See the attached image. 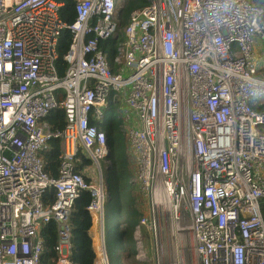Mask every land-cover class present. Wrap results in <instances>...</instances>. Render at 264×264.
<instances>
[{
	"label": "built area",
	"instance_id": "1",
	"mask_svg": "<svg viewBox=\"0 0 264 264\" xmlns=\"http://www.w3.org/2000/svg\"><path fill=\"white\" fill-rule=\"evenodd\" d=\"M73 1L68 23L64 0H0V264H44L49 222L52 264H74L70 215L80 190L91 196L93 264H109L99 164L109 154L100 126L109 98L125 106L142 211L135 259L264 264V57L254 51L263 9L252 0H145L122 27L111 67L100 43L118 34L121 1ZM59 108L64 123L53 128L46 117ZM55 138L62 154L53 178L42 152ZM80 157L90 172L77 169Z\"/></svg>",
	"mask_w": 264,
	"mask_h": 264
},
{
	"label": "trees",
	"instance_id": "2",
	"mask_svg": "<svg viewBox=\"0 0 264 264\" xmlns=\"http://www.w3.org/2000/svg\"><path fill=\"white\" fill-rule=\"evenodd\" d=\"M263 9L264 18V0H252ZM73 0H64L60 8L62 19L70 23L74 18ZM146 5L145 0H122L119 4L118 18L120 30L118 34L106 41H101L100 47L107 53L108 60L111 64L112 58L116 54V47L122 41V27L127 23L130 13L137 8ZM70 42V32L67 28L63 29L58 37L57 52L58 65L60 72L63 71L62 56L68 48ZM112 67V64H111ZM258 75L264 78V66L259 69ZM118 100L109 98L105 111L104 122L100 124L106 134L107 145L109 148L108 159L110 166L107 171L108 187V205L111 216L117 219V231L110 238L111 247L119 250V257L116 264H146L135 259V240L134 229L139 221L142 211L140 209L139 197L135 188L130 183L134 175V164L130 157V152L124 132L120 128V108ZM262 109L264 105L258 106ZM63 110L61 108L53 110L46 117V120L53 128H62ZM62 154L60 139H51L48 149L42 152V158L45 163V171L53 178L58 177V169ZM81 163L77 164V169L87 166L91 160L80 157ZM54 190L48 189L43 196V201L48 202L53 199ZM91 200L90 193L87 190H80L78 197L75 199L70 215L71 225V260L74 264H93L94 251L92 241L89 236L91 226V217L87 206ZM260 210L264 220V197L259 201ZM44 237V251L42 260L44 264H52L51 258L54 256L53 245L56 241L55 225L53 222L47 223L42 229ZM107 250V247H106Z\"/></svg>",
	"mask_w": 264,
	"mask_h": 264
},
{
	"label": "rangeland",
	"instance_id": "3",
	"mask_svg": "<svg viewBox=\"0 0 264 264\" xmlns=\"http://www.w3.org/2000/svg\"><path fill=\"white\" fill-rule=\"evenodd\" d=\"M122 0H119V2ZM119 9V6H118ZM118 14V13H117ZM122 103L119 102L118 103V107L121 105ZM121 109H120V113L119 116L121 115ZM120 128L122 130V122H121V118H120ZM109 159L107 157L101 158L99 159V164L100 167L102 169V175H103V185L104 188L106 186V179H107V171H108V166H109ZM91 166L89 164L87 172L91 171ZM98 170L96 169V175L95 172L92 175V177L98 176L97 175ZM91 173H88V175ZM104 235H105V245L107 247V255H108V260H109V264H116V260L119 257L120 253L119 250L115 247H111V242H110V238H112V236L116 233L117 231V219L114 218L113 216H111L110 212H109V205H108V201H106L105 205H104Z\"/></svg>",
	"mask_w": 264,
	"mask_h": 264
},
{
	"label": "crops",
	"instance_id": "4",
	"mask_svg": "<svg viewBox=\"0 0 264 264\" xmlns=\"http://www.w3.org/2000/svg\"><path fill=\"white\" fill-rule=\"evenodd\" d=\"M254 51H255L256 56L259 57V56L263 55V57H264V41L262 39H260V38L256 39V43H255V46H254ZM263 63H264V61H263ZM263 66H261V68ZM119 108L122 110L123 108L125 109V106H123V104H121L119 106Z\"/></svg>",
	"mask_w": 264,
	"mask_h": 264
}]
</instances>
